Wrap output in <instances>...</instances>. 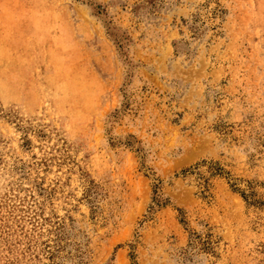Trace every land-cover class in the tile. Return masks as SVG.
Listing matches in <instances>:
<instances>
[{
    "label": "rangeland",
    "instance_id": "374dc122",
    "mask_svg": "<svg viewBox=\"0 0 264 264\" xmlns=\"http://www.w3.org/2000/svg\"><path fill=\"white\" fill-rule=\"evenodd\" d=\"M0 264H264V0H0Z\"/></svg>",
    "mask_w": 264,
    "mask_h": 264
}]
</instances>
